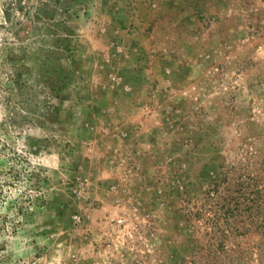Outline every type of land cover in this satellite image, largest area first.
<instances>
[{"label": "rangeland", "instance_id": "obj_1", "mask_svg": "<svg viewBox=\"0 0 264 264\" xmlns=\"http://www.w3.org/2000/svg\"><path fill=\"white\" fill-rule=\"evenodd\" d=\"M241 183L264 184V0H0V264H264Z\"/></svg>", "mask_w": 264, "mask_h": 264}, {"label": "trees", "instance_id": "obj_2", "mask_svg": "<svg viewBox=\"0 0 264 264\" xmlns=\"http://www.w3.org/2000/svg\"><path fill=\"white\" fill-rule=\"evenodd\" d=\"M69 1L70 0H54L56 5H59L60 8H64L65 10L68 9ZM45 5H46L45 3H42V7H45ZM14 7L17 10L22 8L19 1H18V5L16 3L15 6H11V8H14ZM38 9H40V8H38ZM54 9L56 10L55 6H54ZM55 10H54V12H55ZM20 77H21V75L15 73V72L12 73L9 77V82L12 83V86L16 89V91L18 92V95H20L18 102H20L22 104V106L29 105L32 102H34L35 105L39 108V105H38L39 101L36 99V97H34L33 95H26V93H23L24 88H25V84L20 81ZM23 94H25V96H24V98L21 99V95H23ZM38 110H40V109H38ZM38 112L44 113L45 111L43 110V111H38ZM240 185H241V187L237 191L238 196H234V199L230 198V200L227 202V204L231 200L233 201V205L239 204L240 198L246 199L247 202H249L250 204L255 203L256 201L259 200V193L264 190V184L260 183V184L256 185V187H257L256 192L253 191L252 189H249V191H247V193H246L244 188H242L243 183H241ZM215 186H218V184H215ZM215 186H214V188H210L207 191V195L208 196L212 195V198L218 197L220 195V193H219L220 191H226V192L228 191L229 192V189H224L222 187L221 188L219 187V189H218ZM250 194H253V195H250ZM226 198H227L226 196L222 197V199L224 201H226ZM217 206L220 207V209H221L224 206V204L220 203ZM226 210H228V206L226 207ZM204 214H205V212H204ZM215 215H216V210L211 214V216L215 217ZM209 219H210V216H209Z\"/></svg>", "mask_w": 264, "mask_h": 264}]
</instances>
